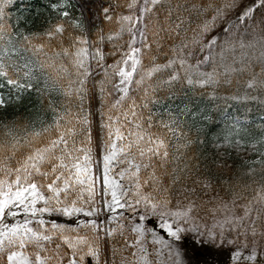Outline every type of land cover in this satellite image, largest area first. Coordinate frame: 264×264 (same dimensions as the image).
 Instances as JSON below:
<instances>
[{
  "label": "snow or ice",
  "instance_id": "1",
  "mask_svg": "<svg viewBox=\"0 0 264 264\" xmlns=\"http://www.w3.org/2000/svg\"><path fill=\"white\" fill-rule=\"evenodd\" d=\"M5 6H0V41L6 45L0 49V77L6 78L7 84L22 89L31 87L30 80L37 71L44 73L48 77L46 84L65 96L76 97L80 104L75 114L58 115L54 125L41 130L34 126L25 127L21 135L15 128L3 126L0 136V257L3 259L0 264H88L87 258L100 255L101 233L113 235L115 229L109 224L115 221L118 228L123 227L120 221L127 219L124 212L133 214L131 219L137 221L131 227L137 238L131 245H125L136 249L131 252L134 259L123 258V264H165L159 259V250L150 252L145 246L148 235L152 237L153 246L160 244L167 248L168 256L176 257L174 264H180V253L175 250L174 242L189 231L188 224L194 223V204L189 202L184 208H173L167 197L144 191L146 186L158 183L155 168L168 163L167 137L179 139L182 135H178L180 121L169 111V121L166 122L161 114L152 112L149 105L159 103L155 97L161 91L170 93L169 99L175 97L176 84L193 85L196 82L201 87L209 86L218 83L221 77L227 78L232 72L239 71L225 64L223 72H218L215 67L211 73L200 72V65L209 58H201L196 65L187 61V56L192 55L191 45L199 43L196 37L205 36L218 21L223 22L237 9L236 20L241 23L253 19L257 9L261 11L259 32L248 44L241 43L240 46L258 48L260 53L256 59L260 62L261 78L257 81L253 74L247 87L253 88L257 83L264 86V0H254L250 5L242 0H207L206 3L192 0L190 8L180 0H127V15L114 18L108 7L103 8L104 20L117 25L107 35L100 30L92 40L83 34L70 37L68 47L61 42L60 51L51 55L44 51L46 45H34L33 54L44 57L34 62L37 67L32 66L33 62L22 66L8 63L15 50L12 45L14 36L7 30ZM184 12L206 17L198 24L190 42H186V38L180 39L185 24ZM62 15L68 17L69 13L64 11ZM75 27L80 26L76 24ZM231 30L229 24L225 31ZM64 31V26L58 25L47 35L52 39ZM173 37L179 43H173L169 48L172 58L158 64L153 53L162 52L165 43L172 41ZM23 40L31 44L29 37L24 36ZM105 43L111 46L107 55L119 56L112 64H105L106 54L102 47ZM225 43L230 44V41ZM215 44L216 40L212 39L204 46L210 49ZM69 65L72 71H69ZM96 69L99 71L93 77ZM12 70L17 75L22 74L26 82L10 78ZM97 88L101 116L105 121L102 127L106 133L102 161L97 162L101 164L99 176L93 169V149L88 131L90 114L83 107L84 99L89 93L94 98ZM113 90L117 98L108 105L106 96ZM132 92L139 93L137 98H133ZM137 99L141 103L137 104ZM3 104L4 100L0 98V106ZM144 110H147L146 116ZM116 112L119 115H115ZM77 137H82L83 146L77 147ZM142 172L146 176H142ZM253 193L244 204L241 216L234 212L235 200L231 206L221 201L213 213H219L222 218L217 220L208 236L212 241L219 237L223 243L226 226L243 229L246 239L250 230L253 247L246 259L255 264L258 255L256 225L257 222L264 223V184L253 189ZM254 210L256 219H252ZM102 212L109 218L104 224L98 223ZM45 215L70 219L83 215L92 219L87 222L77 220V227L73 228L48 222ZM151 217L158 219L159 228L172 238L171 242L142 223ZM215 228L220 229L219 234Z\"/></svg>",
  "mask_w": 264,
  "mask_h": 264
},
{
  "label": "trees",
  "instance_id": "2",
  "mask_svg": "<svg viewBox=\"0 0 264 264\" xmlns=\"http://www.w3.org/2000/svg\"><path fill=\"white\" fill-rule=\"evenodd\" d=\"M126 2L127 0H11V3H7V0H0V6L6 5L7 30L14 36L12 45L15 55L11 56L8 63L22 66L26 62H33L32 66L37 67L34 62L44 57L42 54L39 57L33 54L34 45H46L44 51L51 55L60 51L61 42L64 47H68L70 37L83 34L92 40L100 30H103L105 35L109 34L117 25L104 20L103 8L108 7L109 13L114 18L120 14L127 15L129 12ZM180 2L190 8L192 0H180ZM196 2L206 3L207 0H196ZM242 2L250 5L254 0H242ZM118 4L122 7H116ZM64 11L69 13L68 17L62 15ZM238 11L239 9L229 14L223 22L218 21L205 36H197L199 43L191 45L192 55L187 56V61L196 65L201 58H209L206 63L200 65V72L211 73L214 67L218 72H223L225 64L232 65L239 71L232 72L227 78L221 77L218 83L209 86L201 87L196 82L193 85L176 84L175 97L169 99L170 93L161 91L155 97L159 103L149 105L152 112L161 114L166 122L169 121V111L177 117L180 121L178 135L179 133L182 135H179V139L167 137L170 153L168 163L163 167L156 166L155 175L158 183L146 186L144 190L161 198L167 197L171 200L173 208L177 206L184 208L192 202L193 220L202 223L201 227L205 232L214 229L217 220L222 218L219 213H213L221 201L231 206L232 201L235 200L234 212L237 216H241L244 204L254 194L253 189H259L264 184V157L239 159L231 149L229 151L232 155L228 159L220 160L219 157L222 148H229L233 140L243 133L244 136H250L252 143H260L264 150V86L257 83L253 88L247 87V82L251 80L253 74L257 81L261 78L260 62L256 59L260 53L258 48L240 46L241 43L248 44L254 34L259 32L261 11L257 9L254 18L244 23L236 20ZM182 15L185 17V24L180 39L186 38V42H190L198 24L206 17L197 16L195 12L191 15L184 12ZM76 24L80 27L76 28ZM229 24L232 25V30L226 32L225 29ZM58 25L64 26V33L49 39L47 34L53 32ZM24 36L29 37L31 44L23 40ZM124 39H127V36ZM212 39L216 40V44L210 49L205 47L204 45L210 43ZM226 40L230 41V44H226ZM173 43H179V40L173 37L172 41L165 43L162 52L153 53L158 64H163L167 59L172 58L173 54L169 48ZM4 47H6L5 43L0 41V49ZM9 47L11 51V46ZM102 47L106 54L105 64H112L119 59L118 55H107L111 47L109 44L105 43ZM72 70L69 65V71ZM97 71L99 69L93 72V77H96ZM9 77L17 79L20 83L26 82V78L22 74L17 75L15 70L9 72ZM47 80V75L37 71L30 80L31 87L21 89L7 84L6 78L0 77V98L4 100V104L0 106V136L4 125L15 128L23 135L25 127L34 126L36 130H41L54 125L58 115L62 116L66 112L76 113L80 101L74 96H65L50 84H46ZM91 83L92 78L89 81V88ZM130 94L134 99L139 95L138 92ZM116 98L117 94L113 90L111 95L106 96V103L111 105ZM139 103L141 101L137 99V104ZM83 107L84 111L90 114L88 126L90 136L93 134L96 138L98 134V122L94 115L97 107L100 128L105 133L102 127L105 121L101 116L98 88L94 98L89 93L84 99ZM124 110L127 111L126 108ZM144 112L146 116L147 110ZM115 115H119V112ZM61 123L63 124L64 121ZM153 131L157 129L153 128ZM81 139L82 137H77V147L83 146ZM141 175L146 176V173L142 172ZM154 188L156 191H153ZM256 207L262 206L256 205ZM132 215L124 213L127 219L120 221L122 228H118L115 221L109 224L115 231L113 235L108 236L107 252L110 258L106 259L107 264H123V258L132 259L131 252L136 249L125 247L126 244L131 245L137 238L131 231L132 224L137 222L131 219ZM256 216L254 210L252 219H256ZM79 217L70 219L61 215H45L44 219L66 225L73 222L76 228ZM11 222L10 220L9 223ZM256 230L258 255L255 263L264 264V223L257 222ZM215 231L219 234L220 229L215 228ZM222 240L223 243L219 244L218 237L215 243L218 244L219 249L230 246L231 251L228 253L230 257L240 253L241 257L246 259L253 247L250 230L246 239L243 229H229L226 226ZM147 245L150 252L156 248L149 238Z\"/></svg>",
  "mask_w": 264,
  "mask_h": 264
},
{
  "label": "rangeland",
  "instance_id": "3",
  "mask_svg": "<svg viewBox=\"0 0 264 264\" xmlns=\"http://www.w3.org/2000/svg\"><path fill=\"white\" fill-rule=\"evenodd\" d=\"M95 117L98 122V134L97 137H93V134L91 135V147L93 149V169L96 172V175L99 176L100 174V167L101 164L97 162L102 161V155H103V147L102 143L104 141V137L106 133H103L100 128V118H99V112L98 107L95 111ZM250 136H244L243 134H239L236 139L233 140V143L229 145V148H222V151L219 153L220 160L228 159L232 153L229 151L230 149L237 154L239 159H260L264 157V155H261V153H264L263 147L260 146V143H252ZM255 145V147H253ZM116 171H119V168L116 169ZM145 191V190H144ZM146 192V191H145ZM97 200L99 201V195L97 196ZM122 211V210H121ZM125 213V212H124ZM104 220H100L102 217ZM84 219H80L79 221L87 222L86 218L83 216ZM152 218H149V220L143 221L144 223H147V221H150ZM98 223H107L106 221V215L102 212L100 217L98 218ZM149 226L151 229H154L160 236H163L166 240L172 241L171 237H168L166 232L159 228V221L155 225V223L150 222ZM203 224L199 222H194L188 224L186 227L189 229V231H186L181 234V239L179 241L174 242V248L176 251L180 253L179 261L180 264H252V262L247 261L245 258H242L240 253H237L234 257H230L228 253L231 251L230 246H225L222 248H218V244L215 243V241H212L209 239L208 236V230L205 232L203 228L201 227ZM71 227H73V224H70ZM213 230V229H211ZM101 236L103 239L100 242V255L98 258H87L88 264H107L108 261L107 255H106V235L104 233H101ZM147 238H149L152 241V237L148 235L145 238V246L147 245ZM185 238L187 239V242H189V246L185 245ZM221 238H219L220 241ZM210 246H209V245ZM219 244H222L221 242ZM213 245L215 247H213ZM201 249L202 251H206L207 254L204 257L195 258L194 257V250ZM155 250H159L161 255L159 257L160 260H164L165 264H174V261L176 260V257H169L168 256V249L164 248L160 244H156ZM166 253H165V252ZM224 251V252H223ZM239 254V255H238ZM132 259H134L132 257ZM257 264V263H255Z\"/></svg>",
  "mask_w": 264,
  "mask_h": 264
},
{
  "label": "water",
  "instance_id": "4",
  "mask_svg": "<svg viewBox=\"0 0 264 264\" xmlns=\"http://www.w3.org/2000/svg\"><path fill=\"white\" fill-rule=\"evenodd\" d=\"M196 254H199V252H197Z\"/></svg>",
  "mask_w": 264,
  "mask_h": 264
}]
</instances>
